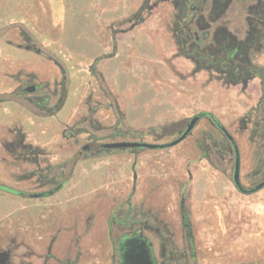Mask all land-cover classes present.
<instances>
[{
  "label": "rangeland",
  "instance_id": "obj_1",
  "mask_svg": "<svg viewBox=\"0 0 264 264\" xmlns=\"http://www.w3.org/2000/svg\"><path fill=\"white\" fill-rule=\"evenodd\" d=\"M143 2L0 0V183L24 193L0 191V246L19 239L42 246L56 233L57 244L79 237L85 249L78 264H111L118 233L108 228L118 221L119 203L126 206L128 196L136 206L142 201L143 212L173 220L179 231L183 194L197 247L189 264H264V187L249 194L236 189L233 155L221 153L223 135L207 118L174 146L96 155L82 149L169 143L176 136L160 137L163 126L210 112L247 150L243 187L264 176V137L255 157L251 126L243 132L239 122L245 107L255 118L260 79L239 85L203 70V61L195 65L177 45L171 1L152 10H143ZM31 83L39 91L22 92ZM64 129L83 132L65 137ZM56 182L64 184L52 195L29 196Z\"/></svg>",
  "mask_w": 264,
  "mask_h": 264
},
{
  "label": "flooded vegetation",
  "instance_id": "obj_2",
  "mask_svg": "<svg viewBox=\"0 0 264 264\" xmlns=\"http://www.w3.org/2000/svg\"><path fill=\"white\" fill-rule=\"evenodd\" d=\"M167 1H171L175 19L173 30L176 31L174 36L177 45L181 51H186L185 55L192 59L191 62L197 65L203 61L207 63L203 66V70L217 72L229 82L239 85H243L250 79H260L261 91L255 109H253L255 118L244 113L247 107L239 115L240 131L247 130L249 124L251 126L249 140L252 145H256V148L251 149L252 155L260 157L257 143L264 137V0H158L152 4H149V0H144L141 8L143 10L151 9L157 3ZM29 47L27 46V48ZM30 88L32 89L29 90ZM21 90L24 93L34 94L39 91V86L34 83L26 84L21 87ZM45 101L46 99H44ZM36 105L39 106L40 102H36ZM201 118L205 117H199V119ZM188 122L184 123L183 129L172 135L177 138L185 130ZM223 128L225 127L217 128L224 138L219 147L220 151L223 154L231 153L234 164L236 158L239 163L240 184L239 186L234 184V186L244 194L254 193L263 188L264 176L258 178L253 186L243 187L240 182V166L245 155L244 152L247 150L242 149L244 147H241L234 139L229 140ZM256 136H259L260 140L256 139ZM103 144L101 143L95 149H92L91 145H86L84 151L96 155L112 150L104 148ZM215 147L217 146L215 145ZM127 149L134 151L137 147ZM263 152L261 153L262 157H264ZM203 158L209 160L206 154L203 155ZM260 168L259 163L255 169L257 175L261 174ZM48 169L50 170L51 167ZM37 171L34 172L40 174L41 171ZM60 174H62L61 171ZM188 174L190 179L189 171ZM135 181L134 179L133 182L135 183ZM63 184L64 182H59L50 191L32 193L29 196L33 199L50 196ZM20 193L19 196H24L23 192L20 191ZM125 202L126 206L121 203L117 205L118 221L113 219L115 226L108 228L110 235L114 232L118 233L117 237H112L111 240V264H189V256L195 260L197 247L192 223L185 210L183 194L179 202V231L172 223V225L170 224L173 220H165L147 211L143 212L142 201L139 206H136L132 203L131 196H128ZM76 228L74 232H77ZM57 238L58 234L50 233L48 241L42 246L24 245L23 239L14 240L12 247L0 246V264H35L34 259L39 261L37 264H78L81 250L85 249L80 245L79 237H75L74 242L70 245L57 244ZM19 249H27V251L22 253ZM39 249H43V251H39ZM157 250L158 255L156 254ZM72 253L75 255L73 260L69 259ZM26 256L28 260L25 262Z\"/></svg>",
  "mask_w": 264,
  "mask_h": 264
},
{
  "label": "water",
  "instance_id": "obj_3",
  "mask_svg": "<svg viewBox=\"0 0 264 264\" xmlns=\"http://www.w3.org/2000/svg\"><path fill=\"white\" fill-rule=\"evenodd\" d=\"M32 88H30L29 90H31ZM199 119L198 115H195L193 117L190 118L189 122L186 125L185 130L174 140H172L169 143H165V144H158V143H149V142H144V141H113V142H107L103 144L104 148L107 149H122V148H134V147H145L148 149H155V148H163L166 146H174L177 143H179L180 141H182L188 133L191 132V130L193 129V127L195 126V124L197 123ZM228 139L229 140H233V137L225 130V128H223ZM86 145H84L82 147V149H85ZM233 183L235 184V186H239V163H238V159H235V164H234V171H233ZM264 184V182L262 183Z\"/></svg>",
  "mask_w": 264,
  "mask_h": 264
},
{
  "label": "trees",
  "instance_id": "obj_4",
  "mask_svg": "<svg viewBox=\"0 0 264 264\" xmlns=\"http://www.w3.org/2000/svg\"><path fill=\"white\" fill-rule=\"evenodd\" d=\"M2 30V31H1ZM0 30V36L4 33L3 29ZM40 48V47H39ZM41 50H43L42 48H40ZM39 49V51H40ZM44 51V50H43ZM50 57H52V59H56V56L49 53ZM56 62V61H55ZM199 117H205L207 118L216 128L221 129L222 128V124L215 118V116L210 113V112H201L198 114ZM167 127H175L172 130H168ZM184 128V122L183 121H179V122H175L172 123L170 125L167 126H163L161 129V133H160V137L166 136V135H172L173 133H176L178 130L183 129ZM83 132L81 129H79L78 131H75L74 133H71V129H64L63 131V135L65 137H70L73 136L74 134L77 133H81ZM138 148V147H137ZM137 150V149H136ZM135 152V151H134ZM76 160V158H71L69 162L74 163ZM65 165V164H64ZM63 173V171H61ZM0 191L2 192H7L10 194H16V195H20V191H18L17 189H14L12 187L7 186L6 184H1L0 183Z\"/></svg>",
  "mask_w": 264,
  "mask_h": 264
},
{
  "label": "crops",
  "instance_id": "obj_5",
  "mask_svg": "<svg viewBox=\"0 0 264 264\" xmlns=\"http://www.w3.org/2000/svg\"><path fill=\"white\" fill-rule=\"evenodd\" d=\"M159 5H160V4H156L153 8H156V7H158ZM161 5H163V3H161ZM153 8H152V9H153ZM152 9H151V10H152Z\"/></svg>",
  "mask_w": 264,
  "mask_h": 264
}]
</instances>
